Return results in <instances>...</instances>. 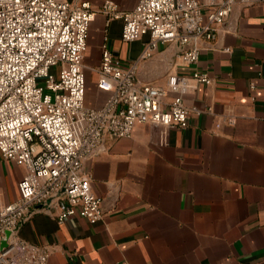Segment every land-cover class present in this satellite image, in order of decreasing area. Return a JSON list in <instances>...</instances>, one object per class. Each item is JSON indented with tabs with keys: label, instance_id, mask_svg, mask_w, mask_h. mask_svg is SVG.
<instances>
[{
	"label": "crops",
	"instance_id": "0c3cea01",
	"mask_svg": "<svg viewBox=\"0 0 264 264\" xmlns=\"http://www.w3.org/2000/svg\"><path fill=\"white\" fill-rule=\"evenodd\" d=\"M71 1L97 9L105 0ZM113 1L123 10L138 2ZM148 40H123L122 21L97 13L84 59L86 104L101 106L109 96L97 83L107 42L125 64L137 62L142 82L208 72L212 82L192 80L184 96L205 111L185 128L139 124L131 137H107L83 166L103 198V217L59 222L56 212L39 210L21 237L48 246L47 264H264V0H239L193 65L173 44L141 58ZM25 172L0 152V208L19 197Z\"/></svg>",
	"mask_w": 264,
	"mask_h": 264
},
{
	"label": "built area",
	"instance_id": "2783aa9c",
	"mask_svg": "<svg viewBox=\"0 0 264 264\" xmlns=\"http://www.w3.org/2000/svg\"><path fill=\"white\" fill-rule=\"evenodd\" d=\"M238 1L138 0L123 10L113 0L97 9L87 1L0 0V152L26 168L19 197L0 208V264H47L48 246L20 235L39 210L56 212L59 222L79 215L95 223L103 217V198L83 166L107 137H131L139 124L185 128L192 114L205 111L188 106L184 96L195 88L192 80L210 84L208 72L172 73L166 85L142 82L137 62L125 64L107 42L97 83L109 96L101 106H88L84 59L97 13L120 19L125 41L149 35L141 58L160 44H173L190 66L212 45Z\"/></svg>",
	"mask_w": 264,
	"mask_h": 264
},
{
	"label": "water",
	"instance_id": "95a60500",
	"mask_svg": "<svg viewBox=\"0 0 264 264\" xmlns=\"http://www.w3.org/2000/svg\"><path fill=\"white\" fill-rule=\"evenodd\" d=\"M234 10V9H233ZM233 12V11H232ZM232 14V13H231ZM231 16V15H230ZM175 47H176V50L178 51V53H180V49L176 46V45H174ZM139 79V78H138ZM141 81V80H140ZM102 205H103V203H102ZM2 244L4 245L5 244V240L2 242Z\"/></svg>",
	"mask_w": 264,
	"mask_h": 264
},
{
	"label": "rangeland",
	"instance_id": "374dc122",
	"mask_svg": "<svg viewBox=\"0 0 264 264\" xmlns=\"http://www.w3.org/2000/svg\"><path fill=\"white\" fill-rule=\"evenodd\" d=\"M57 69H58V71L61 69V65H58L57 66ZM46 92H48L49 94H51L52 92L51 91H49V90H46Z\"/></svg>",
	"mask_w": 264,
	"mask_h": 264
}]
</instances>
